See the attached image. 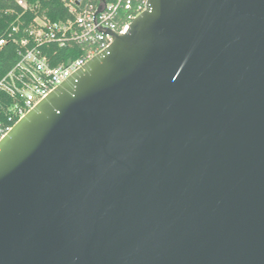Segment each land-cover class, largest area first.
Segmentation results:
<instances>
[{"label":"water","instance_id":"water-1","mask_svg":"<svg viewBox=\"0 0 264 264\" xmlns=\"http://www.w3.org/2000/svg\"><path fill=\"white\" fill-rule=\"evenodd\" d=\"M0 264H264V0H148L16 122Z\"/></svg>","mask_w":264,"mask_h":264},{"label":"built area","instance_id":"built-area-1","mask_svg":"<svg viewBox=\"0 0 264 264\" xmlns=\"http://www.w3.org/2000/svg\"><path fill=\"white\" fill-rule=\"evenodd\" d=\"M68 16L52 20L37 15L22 28H6L0 34V51L18 44V59L0 79V90L12 103L7 120H0V140L41 100L124 34L147 9L148 0H62ZM24 10L35 9L28 0H17ZM67 48L61 52V49ZM65 57V58H64Z\"/></svg>","mask_w":264,"mask_h":264},{"label":"trees","instance_id":"trees-1","mask_svg":"<svg viewBox=\"0 0 264 264\" xmlns=\"http://www.w3.org/2000/svg\"><path fill=\"white\" fill-rule=\"evenodd\" d=\"M33 5H38L35 9L24 10L17 3V0H0V34L6 28L14 25L20 26V31L25 24H28L37 15H47L52 20L66 18L67 9L62 0H28ZM22 31L17 33L20 38ZM18 44L9 43L0 51V79L8 72L18 59ZM67 48L61 49V52ZM65 58V57H64ZM12 103V98L4 91L0 90V120H7L6 108Z\"/></svg>","mask_w":264,"mask_h":264}]
</instances>
